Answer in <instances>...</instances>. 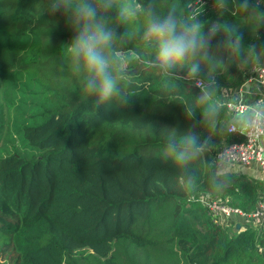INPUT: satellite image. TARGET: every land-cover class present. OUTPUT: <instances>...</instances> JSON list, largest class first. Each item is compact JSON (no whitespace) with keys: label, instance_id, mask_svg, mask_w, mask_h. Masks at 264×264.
Segmentation results:
<instances>
[{"label":"trees","instance_id":"1","mask_svg":"<svg viewBox=\"0 0 264 264\" xmlns=\"http://www.w3.org/2000/svg\"><path fill=\"white\" fill-rule=\"evenodd\" d=\"M39 2L0 0V264H264V235L253 226L227 228L201 202L209 197L248 213L264 181L229 172V183L214 190L208 169L197 163L195 185L182 188L162 158L167 131L182 135L202 119L199 108L195 121L185 117L184 104L200 93L187 68L158 74L146 67L151 52L136 38L118 40L129 102L94 109L64 63L63 45L73 36L65 16L42 15ZM168 2L155 0L161 12ZM203 2L202 22L220 19L236 28L245 54L250 44L264 49V4L255 15L234 16L217 12L214 0ZM108 19L119 33L144 23ZM239 60L217 67L221 90L239 87L255 65H264V57L258 64L250 59L239 70ZM198 78L207 80L205 67ZM222 104L223 125L234 113ZM213 140L210 160L245 136L225 132Z\"/></svg>","mask_w":264,"mask_h":264},{"label":"clouds","instance_id":"2","mask_svg":"<svg viewBox=\"0 0 264 264\" xmlns=\"http://www.w3.org/2000/svg\"><path fill=\"white\" fill-rule=\"evenodd\" d=\"M262 4L264 0H214L213 7L222 14L235 16L240 12L252 16ZM204 8L203 0L183 5L180 0H169L163 12L157 9L155 0H40L37 5L42 15L65 16L73 36L63 45L64 63L68 73L80 83L85 102L94 109L109 103L122 107L129 102L131 95L123 86L124 55L115 48L118 40L136 38L143 49L151 52L146 67L158 74L173 75L177 69L187 68V76L200 93L194 104H184L185 117L195 121L199 108L202 119L193 122L182 135L175 128L167 131L162 158L175 167L174 177L180 187L195 185L198 177L193 165L200 163L208 169L209 186L220 190L229 183V163L219 156L208 159L216 147L213 135L264 126V99L247 104L242 110L237 108L222 125L220 114L224 105L213 99L221 90L215 72L219 65L228 67L238 57L239 70L247 68L250 59L258 64L264 49L258 51L256 45L250 44L245 54L243 36L236 28L222 25L220 19L207 25L199 19ZM110 15H115L121 25L134 17H142L144 23L137 24L131 32L119 33L110 25ZM221 33L223 37L214 47L213 42ZM202 67L206 68L207 80L198 78ZM198 127L206 129L207 136L202 138L196 131Z\"/></svg>","mask_w":264,"mask_h":264},{"label":"built area","instance_id":"3","mask_svg":"<svg viewBox=\"0 0 264 264\" xmlns=\"http://www.w3.org/2000/svg\"><path fill=\"white\" fill-rule=\"evenodd\" d=\"M247 80L257 81L264 84V65H255L248 73ZM233 111L239 108L243 109L245 104L229 103L227 104ZM245 136V141L235 142L222 147L217 156L226 159L229 164L251 165L257 163L264 170V144L261 139L264 138V126L251 128L240 132ZM216 156V157H217ZM201 202L208 208L209 212L218 218L229 219L234 215L242 216L250 221H257L264 218V191L255 210L245 213L238 208H232L225 202L209 197L202 198Z\"/></svg>","mask_w":264,"mask_h":264},{"label":"crops","instance_id":"4","mask_svg":"<svg viewBox=\"0 0 264 264\" xmlns=\"http://www.w3.org/2000/svg\"><path fill=\"white\" fill-rule=\"evenodd\" d=\"M248 73L245 77L244 82L237 88L233 89H222L220 91V101L224 104L236 103V104H251L252 102L264 99V84L257 81H248ZM261 143L264 144V138L261 139ZM248 169L253 172H258L259 176H254L260 178L264 181V170L257 164L253 163L251 165H245ZM222 223L227 227H235L239 229L242 226H253L258 232V237L264 235V218L257 221H247L246 218L236 216L234 219L220 218ZM239 225V228H238Z\"/></svg>","mask_w":264,"mask_h":264},{"label":"rangeland","instance_id":"5","mask_svg":"<svg viewBox=\"0 0 264 264\" xmlns=\"http://www.w3.org/2000/svg\"><path fill=\"white\" fill-rule=\"evenodd\" d=\"M229 172L242 173V174L251 175V176H259L258 172H253L252 170L248 169L247 166L237 164V163L229 164Z\"/></svg>","mask_w":264,"mask_h":264},{"label":"water","instance_id":"6","mask_svg":"<svg viewBox=\"0 0 264 264\" xmlns=\"http://www.w3.org/2000/svg\"><path fill=\"white\" fill-rule=\"evenodd\" d=\"M238 228H239V225H238Z\"/></svg>","mask_w":264,"mask_h":264}]
</instances>
